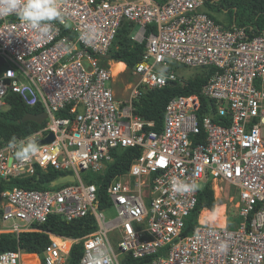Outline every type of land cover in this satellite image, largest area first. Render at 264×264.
<instances>
[{
	"label": "built area",
	"instance_id": "built-area-1",
	"mask_svg": "<svg viewBox=\"0 0 264 264\" xmlns=\"http://www.w3.org/2000/svg\"><path fill=\"white\" fill-rule=\"evenodd\" d=\"M57 3L65 23L53 21L47 34L15 13L0 16V112L15 95L47 114L44 127L0 146V184L48 169L75 181L0 189V233L46 234L48 246L34 256L39 264H67L78 243L80 264L104 253L113 264L155 255L151 264H264V30L252 34L216 21L205 0ZM124 23L134 25L131 40L144 48L132 70L137 81L119 98L109 54ZM90 25L95 36L82 38ZM179 68L207 82L198 95L173 97L160 130H152L135 103L147 90L180 81ZM50 134L54 140L39 145ZM30 140L37 150L18 159V148ZM126 149L139 155L107 183L101 208L99 184L90 178L102 183L116 152ZM207 184L216 201L231 192L238 200L184 235ZM50 216L66 222L92 216L96 229L78 239L38 229ZM25 255L1 253L0 264H24Z\"/></svg>",
	"mask_w": 264,
	"mask_h": 264
},
{
	"label": "trees",
	"instance_id": "trees-1",
	"mask_svg": "<svg viewBox=\"0 0 264 264\" xmlns=\"http://www.w3.org/2000/svg\"><path fill=\"white\" fill-rule=\"evenodd\" d=\"M209 12L228 11L231 23L236 22L239 27H247L248 32L258 34L264 30V0H205ZM211 17L216 20L212 15ZM218 21V20H216ZM250 22V26H247ZM134 25L124 23L117 35L115 47L111 50L109 58L116 62L124 63L132 75L134 66L141 60L144 45L132 42L131 33ZM207 77L198 75L194 78L174 82L163 89L147 90L141 99L135 103V113L145 122L154 123L152 130H160L163 124L165 108L168 102L177 96H189L199 94L202 87L207 82ZM9 109L0 112V146L11 143L16 138H24L38 131L45 126L34 122H22L27 114H41L43 108L40 106L29 108L23 104L19 97L12 95L8 99ZM117 160L107 172L102 183L100 178L92 176V183L99 184L98 195L101 198V208L107 205V195L105 193L107 183L118 173L128 170L129 165L139 155L137 149L119 150L116 152ZM66 176L64 173L53 169L46 171L37 170L36 174L28 178H20L9 182L1 183L0 188L13 189H51L52 183L60 177ZM216 206L214 193L209 184L198 193V203L194 212L186 221L184 235L191 234L198 225V216L203 209L213 211ZM219 209V206H217ZM206 214V213H205ZM203 214V215H205ZM213 216L210 214L209 219ZM38 229L54 233L64 237L78 239L84 237L96 229V223L92 216L76 220L74 222L62 221L57 216H50L48 220L37 226ZM49 244V238L42 232L22 233L19 237L13 234L0 233V254L5 252H15L18 249L26 254L42 255ZM83 255V245L78 243L71 249L67 264H80ZM158 255L135 260L130 256H124L122 264H151Z\"/></svg>",
	"mask_w": 264,
	"mask_h": 264
},
{
	"label": "clouds",
	"instance_id": "clouds-1",
	"mask_svg": "<svg viewBox=\"0 0 264 264\" xmlns=\"http://www.w3.org/2000/svg\"><path fill=\"white\" fill-rule=\"evenodd\" d=\"M15 13L22 23L28 25L34 32L47 34L52 22L65 23V17L60 10L57 0H2L0 16ZM97 29L90 25L88 30L82 34V38L91 39L95 36ZM37 150L35 140L26 143L22 142L16 152L18 159H25ZM182 182L174 183L179 189ZM190 188V185H184ZM93 264H113L110 254L104 253L93 257Z\"/></svg>",
	"mask_w": 264,
	"mask_h": 264
},
{
	"label": "rangeland",
	"instance_id": "rangeland-1",
	"mask_svg": "<svg viewBox=\"0 0 264 264\" xmlns=\"http://www.w3.org/2000/svg\"><path fill=\"white\" fill-rule=\"evenodd\" d=\"M210 11V10H209ZM212 13V12H211ZM212 15L216 18V20L222 22L224 25L226 26H232V25H235V26H238L236 22H233L231 23V19H230V15L228 13V11H224V12H213ZM247 26H250V22H248ZM176 73L177 75H179L180 78H193L195 77L199 72L198 71H193V70H187V69H183V68H179L176 70ZM137 81V77H134V76H130V72L129 71H126V73L122 74L120 76V81L115 85L114 81L112 82L113 84V88L117 91V95L120 97V98H124V96H122L125 91H127V88L129 86H131L132 84H134L135 82ZM129 92V90L127 91V93ZM126 93V94H127ZM125 94V95H126ZM226 189H225V194L226 193ZM232 195H230V197H226V195H223L221 193V195L218 196V199L216 201V206H219V209H220V206H223V208L228 212L229 210H231V206L234 202H236L238 200V194H234V192H231ZM234 197V201L231 200V197ZM216 206L214 208V210L212 212H214V214L212 215L213 217L218 214V212L215 213L216 211ZM0 209H1V199H0ZM207 215V217L205 216ZM205 215H203L204 219L208 218L209 219V213H206ZM2 224V221H1V217H0V225ZM25 258V257H24ZM35 257H32V256H29L24 259L26 264H39L38 262H32L33 259ZM31 261V262H30Z\"/></svg>",
	"mask_w": 264,
	"mask_h": 264
},
{
	"label": "water",
	"instance_id": "water-1",
	"mask_svg": "<svg viewBox=\"0 0 264 264\" xmlns=\"http://www.w3.org/2000/svg\"><path fill=\"white\" fill-rule=\"evenodd\" d=\"M46 119H47V114L45 112H42L41 114H27L21 121L22 122L31 121V122H34L38 125H42ZM53 140H54V136H53V134H50L49 137H47L44 140H41L39 142V145L51 143ZM74 181H75V179L72 175H67V176H63V177H60L57 180H55L51 186L57 187L59 185L72 183Z\"/></svg>",
	"mask_w": 264,
	"mask_h": 264
},
{
	"label": "crops",
	"instance_id": "crops-1",
	"mask_svg": "<svg viewBox=\"0 0 264 264\" xmlns=\"http://www.w3.org/2000/svg\"><path fill=\"white\" fill-rule=\"evenodd\" d=\"M123 65V66H125V69H126V71H128V69H127V66L124 64V63H121V62H116V64H112V74H113V78H114V82H115V84H117L119 81H120V76L123 74V70H124V68L123 69H120V70H117L116 71V68H117V66L118 65ZM183 69H185V68H183ZM187 70H190V69H187ZM130 76H131V74H130ZM179 76V75H178ZM191 77H189V78H187V79H190ZM179 79H181L180 81H182V80H187V79H185V78H180L179 77ZM133 85V84H132ZM131 85V86H132ZM130 86V87H131ZM117 92V91H116ZM115 92V93H116ZM126 92L127 91H125V93L123 94V96L126 94ZM117 94V93H116ZM127 95V94H126ZM125 95V96H126ZM124 96V97H125ZM117 97H119L118 95H117ZM120 98V97H119ZM1 189V188H0ZM211 189V188H210ZM3 190H5V189H3ZM223 211H224V209H223ZM205 213H209V214H214V212H212V211H210V210H208V209H203L201 212H200V217L198 216V220L200 221V222H205V221H212V220H209L208 218H206V219H204V217H203V214H205ZM215 213H216V211H215ZM219 214V213H218ZM218 214H216L215 216H214V219L213 220H215V219H217V216H218ZM206 217H207V215H205ZM210 216V215H209ZM198 221V222H199ZM218 223H219V220H218ZM1 226V225H0ZM94 232V231H93ZM91 234V233H90ZM70 238V237H69ZM26 254V253H25ZM29 257V256H32V257H34L35 256V254H27V255H25V257ZM23 262H24V260H23ZM31 262V261H30ZM33 263L34 262H36V259L34 258L33 259V261H32ZM24 264H26L25 262H24Z\"/></svg>",
	"mask_w": 264,
	"mask_h": 264
},
{
	"label": "bare ground",
	"instance_id": "bare-ground-1",
	"mask_svg": "<svg viewBox=\"0 0 264 264\" xmlns=\"http://www.w3.org/2000/svg\"><path fill=\"white\" fill-rule=\"evenodd\" d=\"M112 64H116V63H110L109 64V66H110V68H112L111 66H112ZM124 68V70H123V74L124 73H126V69H125V66H123L122 64L121 65H118L117 66V68H116V71L117 70H120V69H123ZM111 71H112V69H111ZM112 76H113V74H112ZM113 81H114V78H113ZM115 83V82H114ZM116 85V84H115ZM129 88H130V86L127 88V91L129 90ZM115 92H116V90H115ZM117 93V92H116ZM127 93V92H126ZM123 96V95H122ZM125 96V95H124ZM223 206H220V209H218L217 208V206H216V212H218V213H221L222 214V212H223ZM214 219V217H212L211 219H209V220H213ZM221 224H223V222H221ZM25 257V256H24ZM26 258V257H25ZM24 258V259H25ZM24 262H25V260H24ZM26 263V262H25Z\"/></svg>",
	"mask_w": 264,
	"mask_h": 264
}]
</instances>
